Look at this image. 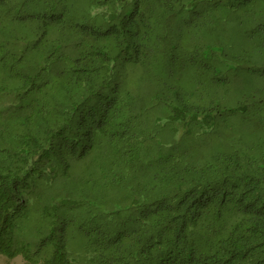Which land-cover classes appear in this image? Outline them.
Segmentation results:
<instances>
[{
    "label": "trees",
    "instance_id": "obj_1",
    "mask_svg": "<svg viewBox=\"0 0 264 264\" xmlns=\"http://www.w3.org/2000/svg\"><path fill=\"white\" fill-rule=\"evenodd\" d=\"M0 253L264 264V0H0Z\"/></svg>",
    "mask_w": 264,
    "mask_h": 264
},
{
    "label": "rangeland",
    "instance_id": "obj_2",
    "mask_svg": "<svg viewBox=\"0 0 264 264\" xmlns=\"http://www.w3.org/2000/svg\"><path fill=\"white\" fill-rule=\"evenodd\" d=\"M239 127H241V125H239ZM0 264H27V263L21 255L8 257L0 253Z\"/></svg>",
    "mask_w": 264,
    "mask_h": 264
}]
</instances>
